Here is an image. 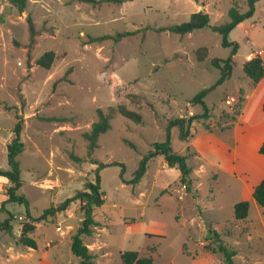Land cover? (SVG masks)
<instances>
[{
    "label": "rangeland",
    "instance_id": "obj_1",
    "mask_svg": "<svg viewBox=\"0 0 264 264\" xmlns=\"http://www.w3.org/2000/svg\"><path fill=\"white\" fill-rule=\"evenodd\" d=\"M234 4L240 12L249 9V0H26L20 10L10 0H0V168H8L7 145L21 118L24 149L18 155L22 185L17 193L27 198L31 215L83 190L86 182L94 180V161H117L124 166L122 177L119 165L99 169L104 203L94 208L99 225L84 237L89 244L96 228L102 229L98 235L104 254L92 250L95 264H122V250L150 255L153 264H224L220 253L204 249L210 242L207 228L195 214L201 208L203 218L209 220L207 205L215 191L214 204L223 206L217 216H231L223 184L215 187L208 173L196 177L192 171L193 187L199 194H185L178 169L168 167L161 156L148 161L138 182L129 181L141 155L153 142L165 139L169 119L202 112L201 105L192 106L188 100L217 80L220 71L211 65V58H226L231 50L221 45V36L210 28L183 35L156 28L187 21L198 10L208 13L210 24H222L229 20L228 10ZM29 20L36 31L33 41ZM246 29L250 32L245 33ZM123 32L129 34L118 35ZM263 33L264 0H256L252 16L229 33L230 40L239 44L232 76L206 95L205 104L214 115L233 106L234 102L224 104V99L232 96L231 89L242 77L249 83L238 62L253 45L251 37L259 44ZM102 35L108 37L93 40ZM202 46L208 54L198 61L194 52ZM49 50L55 57L44 68L36 59ZM130 94L145 97L154 110L136 105ZM119 104L139 112L143 124L115 112L110 128L98 137V147L89 153L84 133L97 121V110L107 111ZM197 125L208 124L193 120L191 131ZM170 141L175 151L185 155L181 151L185 142L175 126L170 129ZM187 163L195 170L193 158ZM8 185L0 176V221L11 216L12 223L11 233L0 230V264H26L23 256L10 258L5 250L13 246L14 254L23 250L27 255L26 246L17 242L21 223L28 221L25 205L8 202L5 210L1 208ZM82 216L80 202L75 200L46 221L35 222L33 238L38 247L45 248L48 240L57 245L56 264H78L70 242ZM152 230L162 231L164 237L148 235ZM225 242L236 250V264H264V249H258L262 243L248 247L232 237ZM200 251L208 252L207 257L198 256Z\"/></svg>",
    "mask_w": 264,
    "mask_h": 264
},
{
    "label": "trees",
    "instance_id": "obj_2",
    "mask_svg": "<svg viewBox=\"0 0 264 264\" xmlns=\"http://www.w3.org/2000/svg\"><path fill=\"white\" fill-rule=\"evenodd\" d=\"M12 4L17 6L20 10L25 6L26 0H10ZM70 1V0H69ZM80 1H93V0H80ZM121 1V0H114ZM235 1V0H234ZM256 0H249V9L245 12H240L236 5H232L228 10L229 20L225 23L213 25L209 22V15L203 10H198L192 12L187 21H183L177 24H171L167 26H161L156 28L158 32H172L176 34H186L196 29L210 28L212 31L217 32L221 36V45L224 47H230V54L226 58L213 57L210 62L211 65L219 69L220 74L214 84L199 90L193 97H191L188 102L190 105H201L203 110L201 113L191 115L189 117H175L169 119L165 126L166 137L163 141H155L151 144V149L141 155L137 169L134 172V177L129 181V183H136L140 180L141 176L145 173L147 163L150 159L156 157H163L168 167H175L178 169L180 176L179 181L182 187H184L186 192L193 193L196 189L193 187V180L191 177L192 168L187 163V156L175 151L171 146L170 141V129L172 127H177L178 136L181 140H188L192 133V122L196 119L207 120L212 115L210 109L205 104L206 95L214 89L216 86L222 84L225 80L229 79L232 67H233V56L238 52L239 44L236 41L230 40L229 33L243 21L245 18L252 16L254 12V2ZM28 30L30 34V39L36 34L33 27V23L28 21ZM129 34V32H123L118 34L123 36ZM108 37V35H102L93 38V40H101ZM264 47V46H263ZM195 56L198 61H203L208 54V50L205 46L199 47L195 50ZM55 54L52 50L44 52L41 56L36 59V63L44 68H49ZM242 70L244 74L250 79L254 84L258 83L260 79L264 76V60L262 56L257 53L251 58H248L242 63ZM132 101L138 105L149 106L152 110L154 107L152 103L146 100L145 97L139 96L137 94L129 95ZM10 108L9 106H5ZM262 110L264 112V99L262 102ZM115 112L120 113L124 117L135 121L136 123L143 124V119L139 112L129 109L124 104H119L117 107L110 106L107 111L102 109L97 110L98 119L93 122L91 128L88 132L84 133V136L88 142V152L91 153L95 148L98 147V137L101 133H104L110 128V119ZM21 130H22V120L18 118L15 122L12 132L13 136L9 144L7 145V169L0 168V176L6 178L9 181V185L6 188V198L1 204L2 210H5L4 204L8 202H16L25 205V213L28 221L21 223V232L18 237L17 242L28 247L36 248L37 244L33 238V233L36 228L35 222L46 221L48 216H53L57 212H61L68 208V206L75 200L80 202V209L83 212L82 219L71 236L70 249L74 256L78 258V264H95V252L89 249L88 245L84 242L85 236L92 235L94 227L98 226V221L94 218V208L101 206L104 203L103 192L100 188V176L99 169L107 165H119L121 167L120 177L123 175L124 166L122 163L117 161H111L110 163H102L94 161L96 164V174L93 181H88L85 184L83 190H77L75 193L57 204L56 206H50L44 209L39 215L33 216L28 209V200L22 195L18 194L17 191L22 185V179L20 176V164L18 160V155L24 149V143L21 141ZM129 146L136 149L132 142L126 140ZM260 153L264 154V142L259 148ZM72 159L79 160L75 155H70ZM252 195L256 202L260 206H264V178L257 184L252 192ZM249 209V202L247 200H242L236 202L233 206L234 220H225L218 224L215 228L213 223L206 222L207 228V239L210 241L204 246L206 251L211 253H220L224 264H236L234 261V256L236 255V250L231 246L227 245L225 242L226 237H232L236 233H240L236 225L237 221L244 220L247 217ZM0 230H4L8 233L12 232L11 216L0 221ZM245 227L243 226L242 232H244ZM182 250L186 252L185 245ZM154 250L151 247L150 251ZM122 264H153L152 256L140 255L136 250H122L119 252Z\"/></svg>",
    "mask_w": 264,
    "mask_h": 264
},
{
    "label": "crops",
    "instance_id": "obj_3",
    "mask_svg": "<svg viewBox=\"0 0 264 264\" xmlns=\"http://www.w3.org/2000/svg\"><path fill=\"white\" fill-rule=\"evenodd\" d=\"M252 26L253 24H250V27ZM249 32L250 29H246L245 33ZM250 42L253 45H249V50L238 62L241 69L242 63L257 53L264 60V33L259 44L255 43L252 37ZM254 46L257 48H254ZM237 54L233 56V61ZM242 82L245 87H242ZM231 93L230 95L235 98L233 106L223 107V111L218 116L214 115L210 109L212 115L206 120L208 125H197L191 131V137L188 140H183L185 143L181 151H185L183 153L187 156V160L190 157L194 159L196 168L195 170L191 168L193 172L195 171L196 177L208 173L215 187L223 184L226 189L228 211L230 206L231 216H222L224 218L217 216V211L223 209V206L214 204L215 191H212V196L209 198L212 202L207 205L209 220L203 218L201 208H198L199 210L195 213L200 222L205 225L206 222H211L217 228L220 222L233 221L234 204L247 200L249 202L247 217L243 221H237L236 225L241 229V232L236 233L232 238L241 239L248 247L262 243L258 249H264V206H260L252 195L254 187L264 178V154L259 151L261 144L264 142V112L262 110L264 76L256 84L252 83L250 79L248 83L242 77L241 83L236 88H232ZM224 104H226L225 99ZM195 189L196 192L193 194L186 192L184 187H181L185 194H191L193 197L199 194L198 188ZM180 198H183V196H180ZM251 212L253 215L250 216ZM181 217V214H179L178 218L181 219ZM243 226L246 229L244 232H242ZM96 230L94 241L87 243V245L90 250H94L97 254L100 252L102 255L104 254L102 252L104 243L100 241L98 235L102 232V229L97 227ZM60 234H64L62 228H60ZM148 235L156 238L164 237L162 231L159 230L149 231ZM51 241L46 242L45 248H39L38 245L36 248L26 246L27 255L23 250L14 254L15 248L13 246L5 247V250L10 254V258L23 256L26 264H56L57 245L52 246ZM52 248L55 249L53 252ZM207 255L208 252L205 251H200V254H198V256L203 257H207Z\"/></svg>",
    "mask_w": 264,
    "mask_h": 264
},
{
    "label": "built area",
    "instance_id": "obj_4",
    "mask_svg": "<svg viewBox=\"0 0 264 264\" xmlns=\"http://www.w3.org/2000/svg\"><path fill=\"white\" fill-rule=\"evenodd\" d=\"M234 101H235V98L233 96H230V98L227 97L225 99L226 104H232V102H234Z\"/></svg>",
    "mask_w": 264,
    "mask_h": 264
}]
</instances>
